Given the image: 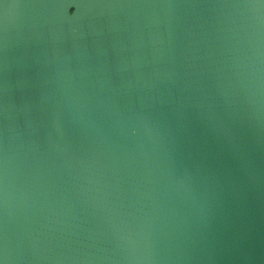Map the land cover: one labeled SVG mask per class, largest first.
<instances>
[{
	"label": "water",
	"instance_id": "obj_1",
	"mask_svg": "<svg viewBox=\"0 0 264 264\" xmlns=\"http://www.w3.org/2000/svg\"><path fill=\"white\" fill-rule=\"evenodd\" d=\"M0 264H264V0H0Z\"/></svg>",
	"mask_w": 264,
	"mask_h": 264
}]
</instances>
